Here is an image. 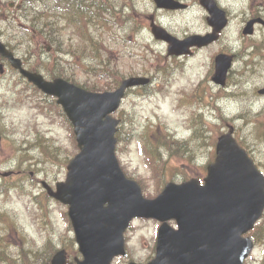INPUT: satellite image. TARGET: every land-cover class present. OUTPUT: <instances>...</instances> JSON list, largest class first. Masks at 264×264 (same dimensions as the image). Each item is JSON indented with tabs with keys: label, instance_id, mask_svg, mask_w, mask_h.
Returning a JSON list of instances; mask_svg holds the SVG:
<instances>
[{
	"label": "rangeland",
	"instance_id": "1",
	"mask_svg": "<svg viewBox=\"0 0 264 264\" xmlns=\"http://www.w3.org/2000/svg\"><path fill=\"white\" fill-rule=\"evenodd\" d=\"M59 1L44 0L48 8L31 15L32 26L19 20L34 28L32 66L39 64L41 70L46 64L50 72L56 63L61 70L56 61L60 49L55 44H59L74 56L72 72L67 69L72 76L68 80L86 90L88 86V91H113L130 77L150 80L147 86L129 90L113 115L121 122L115 135L116 157L127 176L141 187L144 198L153 199L170 182L202 180L214 160L217 139L227 132L250 150L264 172V97L257 93L264 87V28L257 27L255 35L244 40L248 38L241 34V12L249 11L241 0H218L230 14L228 27L214 45L181 61L168 56L166 47L148 29L135 36L132 27L119 22L128 11L124 4L129 0H69L72 10L67 6L56 9ZM90 2L95 5L92 14ZM76 3L78 8L73 11ZM187 3L191 5L188 12L169 16L165 22L176 29L178 37L204 35L208 27L203 9L198 0ZM144 4L147 24L154 10L150 0ZM82 7L87 11L82 13ZM253 9L264 16V6H255L254 0ZM70 11L78 14L82 25L68 24ZM7 25L2 27L9 33L17 32L20 39L26 36L16 22ZM44 42L56 52L53 59L47 57ZM242 48L255 56L242 60ZM26 49L23 46L20 51ZM218 54L234 58L226 86L221 88L211 81ZM251 58L252 63L245 62ZM67 60L69 57L64 58L68 68ZM99 65L102 69L94 72ZM99 70L107 78L99 79ZM92 83L102 85L95 91ZM0 137V186L5 188L0 191V248L5 247L15 258L22 251L31 252L30 256L43 253L45 258L52 250L50 258L63 249L67 260L73 261L78 253L68 207L49 198L42 187L43 182L54 188L65 180L66 165L78 152L73 128L53 99L35 89L25 90L16 74H8L0 75ZM5 174L10 176L3 177ZM131 225L126 232L127 256L113 264H146L152 258L157 222L136 219ZM260 226L264 227V220ZM259 230L255 235L260 243L246 264H264Z\"/></svg>",
	"mask_w": 264,
	"mask_h": 264
},
{
	"label": "water",
	"instance_id": "2",
	"mask_svg": "<svg viewBox=\"0 0 264 264\" xmlns=\"http://www.w3.org/2000/svg\"><path fill=\"white\" fill-rule=\"evenodd\" d=\"M154 1L159 7H179L172 0ZM201 4L211 16L208 24L213 32L182 41L165 36L169 54H189L191 47L206 46L226 26L224 12L211 0H201ZM247 28L244 33L250 32ZM154 35L159 38L155 29ZM4 56L20 68L18 59ZM214 62L212 81L224 85L232 60L220 54ZM21 73L43 93L57 98L74 129L79 153L69 162L66 180L56 185V192L46 189L68 205L82 255L75 264H110L114 257L124 255L123 233L135 217L161 222L173 219L178 225L177 230L161 225L157 255L149 264L243 263L253 244L242 235L253 228L264 209V176L231 133L218 138L215 160L207 167L203 185L198 179L169 183L155 199L147 200L119 167L114 137L118 120L111 114L118 109L126 89L146 85L149 80L131 77L114 91L92 93L63 79L48 82L38 74ZM259 92L264 93V89ZM64 263V251H59L50 264Z\"/></svg>",
	"mask_w": 264,
	"mask_h": 264
},
{
	"label": "flooded vegetation",
	"instance_id": "3",
	"mask_svg": "<svg viewBox=\"0 0 264 264\" xmlns=\"http://www.w3.org/2000/svg\"><path fill=\"white\" fill-rule=\"evenodd\" d=\"M151 1V7L153 8V12H150L149 15L150 17L148 18V23L146 24V14H145V4L144 0H129V2L124 4V7L128 9L126 12L125 16L121 15V20H119L120 23H122L123 26L125 27H132L133 32L135 33V36L139 35L140 32H142L144 29H148L152 36L153 39L166 47L167 49V55H168V46L169 43L165 40L166 37L174 38L177 40H184L185 38L191 36L189 34H182L180 37H178V32H176V29L171 27V24L169 22H165V19H169V16H175L178 13H185L188 12L191 8V5L187 3L188 0H172L173 2H176L177 5L179 4V7L177 8H165V7H159L154 0ZM218 5L220 6L218 0H215ZM81 0H78V3H80ZM201 0H198L199 6L202 8V5L200 4ZM243 5L246 6V9H248V13L245 14V12H241V15H244V19L242 21V31L241 34H244V27L245 25L248 24L249 21H254L255 19L260 18L262 22L256 21L252 28L251 32L249 33L250 35H246L248 39H244L245 41H248L251 39L256 31L257 27H263L264 28V16L258 15L256 11L253 9V0H241ZM255 6L258 7H263L264 4L260 2L259 0H254ZM66 6L68 7L69 10H72L71 2L69 0H60L58 2V7ZM123 6V3L121 4V8ZM92 7L95 8V5L92 3ZM128 7V8H127ZM221 7V6H220ZM48 8L47 4H44V0H0V75L2 77H6L8 74H15L18 76V79L20 80L21 84H23L25 90L27 89H35L34 85L30 83L23 75L20 74V70L12 68L9 59L4 56L5 54H11L13 57L16 59L20 60V67L28 72L32 73H38L42 75L45 79L49 78L48 74H51V71L48 72L46 69V64H43V68L39 70V64H36L35 67L32 66L30 63L33 61V58L36 57V51L31 49V45L33 44V38L35 36L34 28L32 26V22L30 20L31 15L35 13H39L40 11L46 10ZM78 8L77 3L75 4L74 9ZM111 9V8H110ZM203 9L204 12V20L205 23L207 24L208 27V32L211 31L209 25H208V13L207 11ZM120 10V9H119ZM112 11V10H111ZM71 12V11H70ZM227 16L229 18V23H230V14L226 11ZM115 14V13H114ZM260 16V17H259ZM26 20L28 24H31L30 26H26L22 24L19 20ZM14 22L17 23V27L19 31L26 35L22 36V38H19V35L17 32L11 31L10 33L8 32L7 28H3L2 24L7 25L13 24ZM8 26V25H7ZM154 29L156 30V33L158 34L159 38L154 35ZM165 33H164V32ZM172 31V32H171ZM225 31V30H224ZM205 33V34H206ZM223 34V31L220 33L221 38ZM180 38V39H179ZM218 39V40H219ZM45 43V42H44ZM215 43L210 44L208 47L204 48H209L211 45H214ZM47 46L48 44L45 43ZM23 46H26L27 49L25 51H20V48ZM48 48V47H47ZM49 50V53L47 54V57L53 59L55 53L51 52V48L47 49ZM203 48H192L191 53L188 55H179L176 56L178 60H182V58H185L187 56H191L192 54L202 51ZM66 50H63L60 53V62H61V71H60V76H66L69 79H72V76L69 75V72H67V69H69L70 72L73 70V54H70L69 52L65 53ZM247 51V50H246ZM53 53V54H52ZM170 56V55H168ZM69 57L70 61H68L69 65L68 68L65 64L64 58ZM76 59V58H75ZM75 68H79L78 64L76 61H74ZM19 84V82H16ZM197 93L199 96L201 93L198 91ZM204 92V90H202ZM202 92V93H203ZM258 93V91H257ZM260 95V94H258ZM263 96L264 95H260ZM169 224L175 228V223L174 222H169ZM155 257V246L152 251V258L151 260ZM148 263V262H146ZM256 264V263H255ZM258 264V263H257Z\"/></svg>",
	"mask_w": 264,
	"mask_h": 264
},
{
	"label": "trees",
	"instance_id": "4",
	"mask_svg": "<svg viewBox=\"0 0 264 264\" xmlns=\"http://www.w3.org/2000/svg\"><path fill=\"white\" fill-rule=\"evenodd\" d=\"M82 13H84L86 11V9L84 7H82ZM72 16H74V14H71ZM56 46H59V44H55ZM60 47V46H59ZM98 69H102L101 65L96 66L93 71L97 72L96 70ZM53 75H60V71H55L53 73ZM99 79H105L107 78V75L104 73V71L99 70L98 74ZM94 86L92 90L97 91V89H99V86L102 84H93ZM88 90H91V88H89L87 86ZM264 132V131H263ZM262 132V134H263ZM240 145H242L245 149H247L248 151H250L248 148H246V146H244L241 142H239ZM4 189L3 184H1L0 186V191ZM1 237V236H0ZM31 252H26V251H22L21 253L17 254V258H15V255H13L12 253L9 252L8 249H6L5 247L0 248V264H43L45 261L42 262L43 260V253L36 255V253L33 256H30Z\"/></svg>",
	"mask_w": 264,
	"mask_h": 264
}]
</instances>
